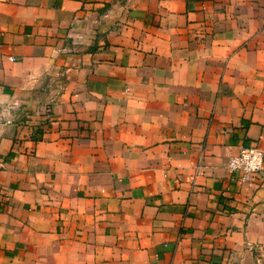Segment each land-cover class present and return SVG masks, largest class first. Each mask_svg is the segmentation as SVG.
<instances>
[{"label":"crops","instance_id":"1","mask_svg":"<svg viewBox=\"0 0 264 264\" xmlns=\"http://www.w3.org/2000/svg\"><path fill=\"white\" fill-rule=\"evenodd\" d=\"M264 0H0V264H264Z\"/></svg>","mask_w":264,"mask_h":264},{"label":"built area","instance_id":"2","mask_svg":"<svg viewBox=\"0 0 264 264\" xmlns=\"http://www.w3.org/2000/svg\"><path fill=\"white\" fill-rule=\"evenodd\" d=\"M263 160L264 151L256 147L240 148L235 155L229 157L226 166L231 174V185L236 187L255 177L261 170Z\"/></svg>","mask_w":264,"mask_h":264}]
</instances>
